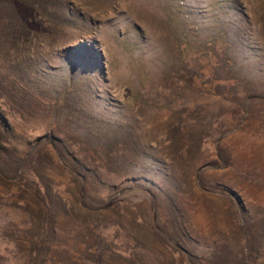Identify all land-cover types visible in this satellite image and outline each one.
<instances>
[{
	"label": "rangeland",
	"instance_id": "374dc122",
	"mask_svg": "<svg viewBox=\"0 0 264 264\" xmlns=\"http://www.w3.org/2000/svg\"><path fill=\"white\" fill-rule=\"evenodd\" d=\"M0 264H264V0H0Z\"/></svg>",
	"mask_w": 264,
	"mask_h": 264
}]
</instances>
